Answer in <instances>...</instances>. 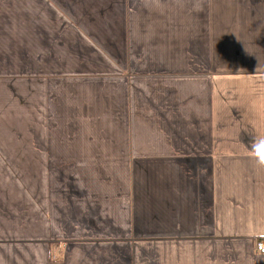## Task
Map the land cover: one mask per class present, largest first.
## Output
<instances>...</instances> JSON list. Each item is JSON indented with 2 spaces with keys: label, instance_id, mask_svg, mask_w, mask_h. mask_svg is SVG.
Instances as JSON below:
<instances>
[{
  "label": "crops",
  "instance_id": "obj_1",
  "mask_svg": "<svg viewBox=\"0 0 264 264\" xmlns=\"http://www.w3.org/2000/svg\"><path fill=\"white\" fill-rule=\"evenodd\" d=\"M4 57L0 264H264V0H0Z\"/></svg>",
  "mask_w": 264,
  "mask_h": 264
},
{
  "label": "rangeland",
  "instance_id": "obj_2",
  "mask_svg": "<svg viewBox=\"0 0 264 264\" xmlns=\"http://www.w3.org/2000/svg\"><path fill=\"white\" fill-rule=\"evenodd\" d=\"M26 43V42H24ZM28 46H33L32 49L35 48V44H29ZM34 51V50H33ZM34 53V52H32ZM5 58V57H4ZM31 62V63H30ZM49 61H25V63L23 64V61H12L9 60L8 58H5V60L0 59V79H5L6 81L10 82V86L13 87V90L8 89L9 93L13 92L15 99L14 100H18L17 98L19 97L20 99L23 100V78L25 75H29V74H46L48 72H50L51 70H49V66H48ZM36 65L37 68L39 69L38 71L36 70ZM59 73L60 74H67V72L72 73V74H76L73 72L72 69H70L69 67H65L64 65H60L59 67ZM97 69H100L98 66L96 67H92L90 68V70L92 71H96ZM91 72V71H90ZM81 73H85V72H81ZM14 82H21V83H17L15 84ZM17 86V87H16ZM8 93V92H7ZM8 93V95H9ZM18 94V97H16ZM15 108V105L12 106V109ZM20 108V107H18ZM3 174V173H0ZM11 176V177H9ZM12 176L13 173H11V175L6 174L3 175L1 178V185H4L5 188L8 187L10 185L11 188H15L18 186H21L19 184H17V181L15 180V178H13ZM6 179V180H3ZM35 182V179H34ZM33 182V184H34ZM7 189V188H6ZM31 192H34L32 200L34 201L36 198L37 201V190L38 188H36V190L34 188L30 189ZM33 190V191H32ZM7 192L10 193V191L7 189ZM41 200V199H40ZM36 203V207H37V202ZM40 217L42 218V214H40ZM38 217L35 215V210L33 209L32 212H29V209H27V211L25 212L23 210V232H19L18 230H15V233L17 235H21L23 236V242L21 244V247H23V250L19 249L17 252H12V254H14L15 256H17L18 254L22 253L23 254V261L25 259H27L29 256L31 255H40V252L42 251L41 246L38 245L37 243V238H41L45 240L47 235H46V226H45V221L43 219H41V223L39 224L37 222ZM43 222V224H42ZM58 237H64L65 238V233L61 231V234H58ZM66 240V239H65ZM62 239H59L58 242L63 243ZM71 240H67V242H70ZM256 245V244H255ZM63 247L61 246V249ZM255 248V247H254ZM21 250V251H20ZM43 254H44V250H43ZM11 256V252L7 253V256L4 257V260L8 261V258H10ZM50 258L53 259L54 261L60 262L61 259L63 258L62 252L60 254H58V256H54L53 252H52V248H50Z\"/></svg>",
  "mask_w": 264,
  "mask_h": 264
},
{
  "label": "built area",
  "instance_id": "obj_3",
  "mask_svg": "<svg viewBox=\"0 0 264 264\" xmlns=\"http://www.w3.org/2000/svg\"><path fill=\"white\" fill-rule=\"evenodd\" d=\"M255 244V250L257 251V253L264 254V242L260 241Z\"/></svg>",
  "mask_w": 264,
  "mask_h": 264
},
{
  "label": "clouds",
  "instance_id": "obj_4",
  "mask_svg": "<svg viewBox=\"0 0 264 264\" xmlns=\"http://www.w3.org/2000/svg\"><path fill=\"white\" fill-rule=\"evenodd\" d=\"M259 164L264 165V154H261L257 161Z\"/></svg>",
  "mask_w": 264,
  "mask_h": 264
},
{
  "label": "trees",
  "instance_id": "obj_5",
  "mask_svg": "<svg viewBox=\"0 0 264 264\" xmlns=\"http://www.w3.org/2000/svg\"><path fill=\"white\" fill-rule=\"evenodd\" d=\"M0 80H2V79H0ZM15 83V82H14ZM2 83H0V91H2V89H9V86L8 85H6V86H4V85H1ZM1 96V95H0Z\"/></svg>",
  "mask_w": 264,
  "mask_h": 264
}]
</instances>
